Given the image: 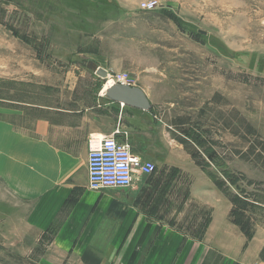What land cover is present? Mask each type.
Instances as JSON below:
<instances>
[{
  "label": "rangeland",
  "instance_id": "obj_1",
  "mask_svg": "<svg viewBox=\"0 0 264 264\" xmlns=\"http://www.w3.org/2000/svg\"><path fill=\"white\" fill-rule=\"evenodd\" d=\"M121 1L131 8L132 24L139 20L133 33L138 44L129 37L127 18L117 19L113 0H0V106L22 113L3 112L4 118L29 130L49 107H106L105 79L87 62L104 65L108 75L126 71L133 83L127 58L135 51L159 54V67L172 71L161 84V105L150 126L141 118L131 132L139 142L138 134L151 127L152 140L161 145L156 171L142 179H159L171 163L182 173L181 188L156 212L189 230L164 231L167 245L172 235L181 245L166 257H174L173 264H233V256L264 232V0ZM144 1L159 8L141 11ZM200 165L209 167L218 187L187 189L192 177L207 180L196 170ZM200 194L210 202H185ZM13 207L0 204V264H80L51 246L50 237L42 240ZM212 212L216 231H204ZM231 218L242 231H223ZM162 255L152 253L143 264Z\"/></svg>",
  "mask_w": 264,
  "mask_h": 264
},
{
  "label": "crops",
  "instance_id": "obj_2",
  "mask_svg": "<svg viewBox=\"0 0 264 264\" xmlns=\"http://www.w3.org/2000/svg\"><path fill=\"white\" fill-rule=\"evenodd\" d=\"M113 1L117 19L127 18L129 37L132 43L138 44L134 40L137 35L133 36V33L140 26L139 20L132 24L128 3ZM158 13L177 27L167 9ZM143 27H147L145 22ZM152 53L147 55V52L135 51L127 58L128 70L132 69L134 75L130 86L143 92L150 104L148 111L124 107L109 100L106 107L104 102L79 110L49 107L35 111L39 112L38 116L28 130L18 128L13 120L3 115V112L22 115L21 111H5L0 106V204L20 209L28 228L38 232L42 240L50 237L51 246L69 253L80 264H138L142 255L148 253L143 261L146 263L152 253L161 252L163 255L155 264H173L174 257L169 260L166 255L168 252L177 254L181 245L177 235H172L173 244L171 241L167 245L163 239L164 231H189L156 215L162 207L160 204L167 202L166 196L174 195L176 189L181 188L182 180L177 177L182 173L173 163L169 169L161 170L159 179L147 180L136 176L127 189L92 190L88 187L87 156L91 135L104 137L115 127L122 126L128 133L134 155L150 162L160 159L157 157L160 141L156 137L155 141L152 140L151 127L148 132L138 134L139 142L131 132L133 124L141 118L150 126L152 115H156L155 109L161 105V84L172 73L166 72L165 67H159L161 57L154 51ZM121 65L124 68V64ZM102 67L105 68L104 65ZM196 170L207 180L192 177L187 189L218 187L212 182L207 165H200ZM179 192L184 193V190ZM189 198L185 202H210L201 194L197 200ZM205 224L204 231H216L215 212ZM229 227L223 231H241L232 218ZM263 247L264 232H261L243 252L233 256V264H264V259L259 257ZM85 251L88 253L83 263L81 257Z\"/></svg>",
  "mask_w": 264,
  "mask_h": 264
},
{
  "label": "built area",
  "instance_id": "obj_3",
  "mask_svg": "<svg viewBox=\"0 0 264 264\" xmlns=\"http://www.w3.org/2000/svg\"><path fill=\"white\" fill-rule=\"evenodd\" d=\"M156 8V1L140 3V10L144 12ZM108 77L113 80V84L127 86L132 84L126 71ZM155 169L154 163L144 161L131 152L128 133L122 127H115L104 137L93 135L89 137L87 181L88 187L92 190L127 189L136 176H149L155 172Z\"/></svg>",
  "mask_w": 264,
  "mask_h": 264
},
{
  "label": "water",
  "instance_id": "obj_4",
  "mask_svg": "<svg viewBox=\"0 0 264 264\" xmlns=\"http://www.w3.org/2000/svg\"><path fill=\"white\" fill-rule=\"evenodd\" d=\"M199 32L203 33L202 31ZM86 68L102 79L107 76V71L92 61L87 62ZM105 98L141 111H148L150 108L147 98L138 87L113 84L105 90Z\"/></svg>",
  "mask_w": 264,
  "mask_h": 264
},
{
  "label": "trees",
  "instance_id": "obj_5",
  "mask_svg": "<svg viewBox=\"0 0 264 264\" xmlns=\"http://www.w3.org/2000/svg\"><path fill=\"white\" fill-rule=\"evenodd\" d=\"M182 125V124H181ZM181 141V143H183L184 141H182V140H180ZM185 143V142H184ZM262 148V150L264 151V148L263 147H261ZM258 150V149H257ZM251 152H253V150L251 149L250 150ZM258 154H260V152H257ZM263 153V152H262ZM193 153H191V155H192ZM218 186H219V184H218ZM231 216L233 215V212H231V214H230ZM233 221H234V219H233ZM235 222V221H234ZM236 223V222H235ZM237 224V223H236ZM238 226H240L239 224H237ZM240 228H241V226H240ZM242 231V230H241ZM245 231H247V229H245ZM157 231H155V233H156ZM87 253H88V251H85L84 253H83V255H82V257H81V261L83 262V263H85L86 262V255H87ZM259 257H260V259H264V247H263V249L261 250V252H260V255H259ZM205 262H206V260L204 261V263L203 264H205ZM89 264H91V262H89Z\"/></svg>",
  "mask_w": 264,
  "mask_h": 264
},
{
  "label": "bare ground",
  "instance_id": "obj_6",
  "mask_svg": "<svg viewBox=\"0 0 264 264\" xmlns=\"http://www.w3.org/2000/svg\"><path fill=\"white\" fill-rule=\"evenodd\" d=\"M111 85H113V80L110 78V77H106L105 78V88H104V92H102V96L105 98V90L108 88V87H110ZM149 102V101H148ZM119 105H121V104H119ZM150 105V104H149ZM121 106H124V105H121ZM101 137H103V136H101ZM128 142H129V140H128ZM129 144H130V142H129ZM131 152H132V150H131ZM155 171H156V169H155ZM152 175V174H151ZM150 176V175H149Z\"/></svg>",
  "mask_w": 264,
  "mask_h": 264
}]
</instances>
